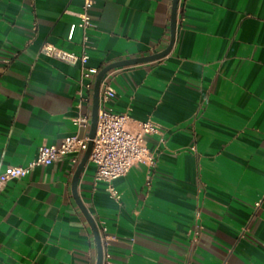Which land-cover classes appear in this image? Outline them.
<instances>
[{
  "label": "crops",
  "instance_id": "1",
  "mask_svg": "<svg viewBox=\"0 0 264 264\" xmlns=\"http://www.w3.org/2000/svg\"><path fill=\"white\" fill-rule=\"evenodd\" d=\"M172 1L97 0L82 67L41 53L80 52L82 0H0V170L78 133L93 99L84 90L79 111L83 70L164 50ZM114 70V110L161 129L147 138L154 165L113 182L120 200L91 163L81 173L110 263L264 264V0H179L169 54ZM76 167L40 166L0 191V264H96Z\"/></svg>",
  "mask_w": 264,
  "mask_h": 264
},
{
  "label": "built area",
  "instance_id": "2",
  "mask_svg": "<svg viewBox=\"0 0 264 264\" xmlns=\"http://www.w3.org/2000/svg\"><path fill=\"white\" fill-rule=\"evenodd\" d=\"M97 0H82L78 16L77 27L80 35V52L69 51L52 43H46L41 48V53L46 57L56 59L70 65L84 67L89 59V53L94 48L89 29L95 26L90 15L91 8ZM73 32L69 35L72 38ZM101 69L90 67L83 70L79 85L75 91L78 99L77 108L82 110L84 101L83 91H93L94 82ZM116 70L105 74L100 86L98 122L93 146L88 162L95 168V180L108 184V191L116 199L120 195L113 186V182L131 171L138 164L154 165L152 154L148 148L147 138L160 132V126L150 117L135 118L128 112H116L113 101L116 90L113 78ZM78 133L66 137L60 143L41 145L36 156L25 166L4 165L0 170V191L12 180H22L29 177L37 167L50 165L65 159L70 164L77 166L81 161L90 141L89 130L91 114L79 112L73 118ZM82 131V134L79 132ZM257 205H259L257 203ZM101 231L106 232V227ZM104 243L108 245V237ZM102 239V238H101ZM103 264L110 263V254L104 251Z\"/></svg>",
  "mask_w": 264,
  "mask_h": 264
},
{
  "label": "water",
  "instance_id": "3",
  "mask_svg": "<svg viewBox=\"0 0 264 264\" xmlns=\"http://www.w3.org/2000/svg\"><path fill=\"white\" fill-rule=\"evenodd\" d=\"M178 4H179V0H173L172 1L171 20H170L171 37H170V42H169L168 46L164 50H162L158 53L146 55V56L140 57V58L126 59V60L111 63V64L103 67L99 71V73L97 74V76L95 78L94 89H93L92 108H91V123H90V130H89L90 141H89L87 150L85 151L81 161L77 165L76 170L74 172V175L72 178V192H73V196L76 199L79 207L81 208L84 215L87 217V219H88V221H89V223L93 229V232H94V235L96 238V242H97V249H98L96 264H103V257H104L103 244H102V240H101V237L99 234V230L97 228V225L95 224V221L91 218L89 212L86 210L82 201L80 200L79 193H78V185H79V179H80L81 173L88 163V160H89V157L91 154V150H92V146H93V138L95 137L96 130H97L98 110H99V94H100L101 82H102L105 74L114 68L131 66V65L142 64V63H146V62H152V61L160 60L169 54V52L171 51L173 44L175 42Z\"/></svg>",
  "mask_w": 264,
  "mask_h": 264
}]
</instances>
